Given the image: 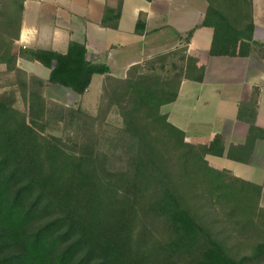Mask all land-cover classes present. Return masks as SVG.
Wrapping results in <instances>:
<instances>
[{"label": "trees", "instance_id": "1", "mask_svg": "<svg viewBox=\"0 0 264 264\" xmlns=\"http://www.w3.org/2000/svg\"><path fill=\"white\" fill-rule=\"evenodd\" d=\"M24 0H0V264H264L263 184L211 167L206 155L248 164L264 140L255 123L259 88L239 104L248 124L242 144L185 141L162 106L184 79L204 71L180 45L131 65L124 78L86 60L83 44L66 52L21 48ZM197 27H211V56L264 59L253 39V0H206ZM121 1L105 7L102 25L116 28ZM140 13L134 33L145 31ZM49 68L48 82L83 95L105 75L95 114L47 99L44 81L16 64ZM23 105H15L16 97ZM115 109L121 125L108 121ZM60 127V134L48 130Z\"/></svg>", "mask_w": 264, "mask_h": 264}, {"label": "crops", "instance_id": "2", "mask_svg": "<svg viewBox=\"0 0 264 264\" xmlns=\"http://www.w3.org/2000/svg\"><path fill=\"white\" fill-rule=\"evenodd\" d=\"M119 1L121 11L116 28L102 25L105 7L115 9ZM206 7V0H24L19 37L12 52L18 56L21 48H35L64 53L69 42L75 41L85 46L86 60L103 63L111 76L124 78L131 65L176 48L181 42L180 34L193 30L186 54L196 67L204 71L203 80L184 79L177 99L162 106L161 111L168 115L171 124L185 133L188 143L208 145L216 134H221L225 147L242 144L248 134V124L237 119L238 108L240 102L251 98L254 87L259 88L255 123L264 128V59L256 53L247 57L211 56L209 47L213 29L197 27ZM140 13L145 14V32L135 34ZM253 20V39L264 43V25L255 22L254 14ZM37 63L41 64L21 57L16 61L28 76L44 81L46 98L52 91L58 93L59 98L55 96L49 100L74 107L60 100L65 95L63 87L50 84L47 81L50 69L42 64L45 71L36 68ZM3 70L4 65L0 64V71ZM96 78L100 95L105 75L94 74L87 91L77 98L83 110V97ZM65 96L69 95L66 93ZM96 102L93 112L97 109ZM167 106L172 107L164 111ZM186 112H197V116L187 118ZM205 159L215 169L226 170L257 184L264 182V178L261 182L252 179L254 165L262 164L264 168L262 139L254 142L248 164L228 159L225 155H206Z\"/></svg>", "mask_w": 264, "mask_h": 264}, {"label": "rangeland", "instance_id": "3", "mask_svg": "<svg viewBox=\"0 0 264 264\" xmlns=\"http://www.w3.org/2000/svg\"><path fill=\"white\" fill-rule=\"evenodd\" d=\"M253 14H254L255 22H257L258 24L264 25V0H254ZM36 65H37L36 68H41L42 70L45 71V68L41 64L37 63ZM37 74L39 75V73H37ZM97 79L98 78H96V80L93 81V84H92L89 92L83 97V101H82V103L84 105V106L82 105V107L92 114L96 112V111L93 112V110L95 108L94 104L97 101L96 102V106H97V104L99 102V97H100V95L98 93V89H97ZM62 92L65 95H66V93H67V95H69V96L60 95V96H62V97H60V100H62V102L65 103V105H73L74 108L77 107L78 105L80 106V103L77 100V98L80 97L78 94L74 93L73 91H71L65 87L62 88ZM55 96L59 98L58 93H55L52 91L47 93L48 99L54 98ZM15 105L19 108H23V105H22L18 95L16 97ZM171 107H168V106L165 107L164 111H166V109H171ZM196 113L192 114L191 112H186V117L189 118V117H192L193 115L197 116ZM179 115L181 116V113ZM180 118H182V116ZM108 121L114 125H121V119L118 116L115 109H113L111 111V113L109 114ZM48 131L51 132L52 134L59 135L60 134V127L59 126L58 127L53 126V128L48 130ZM253 169H254V176L252 177V179L257 180V181L259 180V182L263 181L264 168H263L262 164L254 165ZM236 170L237 169H235V171ZM260 205L262 207H264V191H263V194L261 197Z\"/></svg>", "mask_w": 264, "mask_h": 264}]
</instances>
